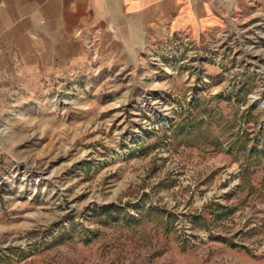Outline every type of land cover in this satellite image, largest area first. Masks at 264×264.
Segmentation results:
<instances>
[{
    "label": "rangeland",
    "instance_id": "rangeland-1",
    "mask_svg": "<svg viewBox=\"0 0 264 264\" xmlns=\"http://www.w3.org/2000/svg\"><path fill=\"white\" fill-rule=\"evenodd\" d=\"M256 1L129 65L92 31L88 74L0 98V264H264Z\"/></svg>",
    "mask_w": 264,
    "mask_h": 264
},
{
    "label": "crops",
    "instance_id": "crops-1",
    "mask_svg": "<svg viewBox=\"0 0 264 264\" xmlns=\"http://www.w3.org/2000/svg\"><path fill=\"white\" fill-rule=\"evenodd\" d=\"M264 9V0H257ZM253 4V3H252ZM246 0H0V98L60 76L88 74L85 39L95 31L104 67L129 65L181 33L199 38L225 24ZM117 63V65L115 64Z\"/></svg>",
    "mask_w": 264,
    "mask_h": 264
},
{
    "label": "built area",
    "instance_id": "built-area-1",
    "mask_svg": "<svg viewBox=\"0 0 264 264\" xmlns=\"http://www.w3.org/2000/svg\"><path fill=\"white\" fill-rule=\"evenodd\" d=\"M87 47H88V52H89L90 57L92 59L97 57V51H96V48H94V46H93V42H89Z\"/></svg>",
    "mask_w": 264,
    "mask_h": 264
},
{
    "label": "trees",
    "instance_id": "trees-1",
    "mask_svg": "<svg viewBox=\"0 0 264 264\" xmlns=\"http://www.w3.org/2000/svg\"><path fill=\"white\" fill-rule=\"evenodd\" d=\"M112 207H114V205H106V206H103V208H105V209H110V208H112Z\"/></svg>",
    "mask_w": 264,
    "mask_h": 264
}]
</instances>
